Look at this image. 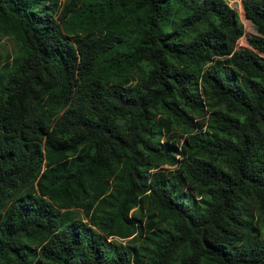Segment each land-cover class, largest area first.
Returning <instances> with one entry per match:
<instances>
[{
  "label": "trees",
  "instance_id": "1",
  "mask_svg": "<svg viewBox=\"0 0 264 264\" xmlns=\"http://www.w3.org/2000/svg\"><path fill=\"white\" fill-rule=\"evenodd\" d=\"M242 9L247 47L226 0H0V264H264Z\"/></svg>",
  "mask_w": 264,
  "mask_h": 264
},
{
  "label": "rangeland",
  "instance_id": "2",
  "mask_svg": "<svg viewBox=\"0 0 264 264\" xmlns=\"http://www.w3.org/2000/svg\"><path fill=\"white\" fill-rule=\"evenodd\" d=\"M226 1L229 3V5L233 9L238 11L239 16H240V18L244 24V27H245V37L238 42V47H247V39L250 36H257L258 34L256 31V28L244 16V12L242 9V3L246 0H226ZM1 45L2 46L0 47V66L4 62L7 54L11 53L14 49L13 42L9 39H6V38L2 40ZM177 137H178V139L180 138V132L179 131H177ZM166 169H168V168L166 167Z\"/></svg>",
  "mask_w": 264,
  "mask_h": 264
},
{
  "label": "water",
  "instance_id": "3",
  "mask_svg": "<svg viewBox=\"0 0 264 264\" xmlns=\"http://www.w3.org/2000/svg\"><path fill=\"white\" fill-rule=\"evenodd\" d=\"M41 134V133H40Z\"/></svg>",
  "mask_w": 264,
  "mask_h": 264
}]
</instances>
